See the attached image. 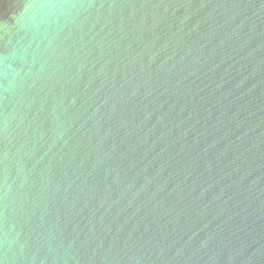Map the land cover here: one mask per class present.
<instances>
[{
    "label": "water",
    "instance_id": "1",
    "mask_svg": "<svg viewBox=\"0 0 264 264\" xmlns=\"http://www.w3.org/2000/svg\"><path fill=\"white\" fill-rule=\"evenodd\" d=\"M0 264H264V0H0Z\"/></svg>",
    "mask_w": 264,
    "mask_h": 264
}]
</instances>
